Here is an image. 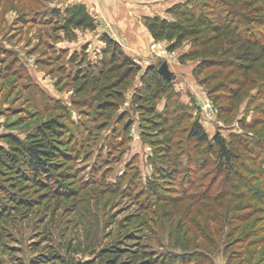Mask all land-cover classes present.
<instances>
[{"label":"rangeland","instance_id":"obj_1","mask_svg":"<svg viewBox=\"0 0 264 264\" xmlns=\"http://www.w3.org/2000/svg\"><path fill=\"white\" fill-rule=\"evenodd\" d=\"M141 1L163 14L160 18H169L164 7L192 2ZM68 7L67 0H0V145L6 146L7 135L26 140L42 123L55 119L65 127L66 153L59 162L61 174L54 178L58 184L50 188L18 175H0V260L28 263L54 254L58 260L49 264H105L103 251L120 246L127 251L143 247L161 264H264V61L246 81L236 71L219 68L196 77L199 61L180 62L192 51L191 41L175 52L167 41L148 36L130 43L118 26L92 10L95 32L66 33L57 13ZM258 13L250 12V17L264 19V8ZM219 14L225 17L223 11ZM141 23L149 34L145 20ZM251 31L264 46V24ZM105 36L141 68L125 84L117 112L100 106L108 99L101 91L117 83L109 70L104 72L111 66L97 68L103 58H112L103 54ZM154 43L160 47L152 49ZM165 63L174 95L158 101L157 111L169 109V120L147 130L158 141L155 145L170 139L173 131L172 157L180 164L168 183L155 177L172 165L143 136L149 116L133 104L140 75ZM219 84L240 87V101L215 93ZM168 101L177 108H168ZM194 121L210 140L220 134L228 143L235 136L253 150L250 162L241 158L236 179L243 176L246 186L239 192L221 176L229 172H218L215 158L209 157L205 166L196 162L206 146L189 140ZM62 176L65 182H60Z\"/></svg>","mask_w":264,"mask_h":264},{"label":"trees","instance_id":"obj_2","mask_svg":"<svg viewBox=\"0 0 264 264\" xmlns=\"http://www.w3.org/2000/svg\"><path fill=\"white\" fill-rule=\"evenodd\" d=\"M257 5L260 6L256 7ZM261 7L264 8V0H192L191 3L177 4L168 9L166 14L169 18L154 17L144 20L152 39L156 42L167 41L170 44V52H175L185 42H192V51L182 55L180 62L184 64L185 62L199 61L194 70L196 77L209 68H219L236 71L246 81L244 78L247 79L257 65L264 61V46H261L259 40L254 38L251 31L259 24L262 26L264 19L250 17V12L257 14ZM221 11L225 17L219 14ZM57 15L60 18L63 17L62 30L66 33L69 30L91 32L97 30L96 20L83 4L70 5L63 13L58 12ZM103 41L107 46L103 54L105 56L111 54L112 58L110 60L103 58L100 63L102 66L97 68L105 69L107 66H111L104 72L109 70L110 75L117 79V83L111 85V88L114 89L101 91L102 95L108 99H102L100 106L106 112H117L124 101L122 92L125 84L130 79L137 77L141 68L124 55L118 43L107 36L103 37ZM120 60H122L121 63H119ZM139 78L141 86L134 92L133 104L141 113L145 112L149 116L146 121L148 127H144L147 132H143V136L151 140L150 144L156 154L159 150L160 157L168 159V163L172 165L173 169L170 171L158 172L156 170L155 179L161 180L158 182L168 183L169 179L176 177V171L180 164L176 163L172 157L173 151L176 149L171 137L173 131L168 132L170 139L155 145L158 141L153 140L151 137L153 133L147 129L152 130V125L163 123L166 125L168 117L165 115L169 113V109H166L164 114H160L157 111V102L163 97L169 99L174 95V85L172 81L162 77L159 74V69L155 67L148 68ZM229 88L225 84H219L215 87V93L220 92L230 98L229 100L240 101V87L238 89ZM168 106V108H177L170 103ZM173 110L175 109L173 108ZM124 117L127 115L122 118ZM175 122L176 117L172 120V125ZM130 127L131 124L126 127L127 133ZM64 135V125L54 119L42 123L28 134L26 140L14 135L5 136L3 139L6 146L0 145V175H18L16 178L28 179L33 185L45 186V189L58 184L54 178L61 174L58 173L59 162L66 159V153L63 151L65 148ZM189 140L194 141L199 148L206 146L205 149H201L202 155L198 156L197 163L203 161L204 165L202 166H205L209 162L208 158L213 157L219 163V173L227 174L229 172L226 176H221L226 179L231 189L239 192L242 185L246 186L243 176L238 177L240 181L236 177L240 173L239 169L243 168L239 167V164H243L241 158L245 156L247 164L250 162L248 157H255L247 143H243L240 138L235 136L227 143V140L220 134L210 140L198 121L192 123ZM61 178L63 180L60 182L66 181L64 176ZM53 180L55 183H52ZM246 234L248 235V233ZM127 254H131V256L125 258ZM100 257L105 260V264H161L154 253L143 247L139 251L138 249L127 251L120 246H113L104 250ZM57 260L58 257L54 254L50 256L38 255L28 263L18 261L17 264H49ZM0 264L5 263L0 260ZM172 264H176V262H172Z\"/></svg>","mask_w":264,"mask_h":264},{"label":"crops","instance_id":"obj_3","mask_svg":"<svg viewBox=\"0 0 264 264\" xmlns=\"http://www.w3.org/2000/svg\"><path fill=\"white\" fill-rule=\"evenodd\" d=\"M69 6L74 4H83L90 11L97 12L101 17L104 16L105 20L112 24L114 27L118 26L124 32L125 37L130 43H142L144 39L147 41L145 32L142 31L144 26L141 21L145 18L162 15L146 6V2L141 0H67ZM181 2H174L175 5ZM171 8V7H169ZM168 8V9H169ZM167 7L163 10L167 12ZM88 11V12H89ZM100 18V17H99ZM143 33V35L141 34ZM149 32V31H148ZM126 33V34H125ZM123 35V34H122ZM116 39V38H115Z\"/></svg>","mask_w":264,"mask_h":264},{"label":"water","instance_id":"obj_4","mask_svg":"<svg viewBox=\"0 0 264 264\" xmlns=\"http://www.w3.org/2000/svg\"><path fill=\"white\" fill-rule=\"evenodd\" d=\"M159 74L168 81H172V74L168 69V65L165 63L159 69Z\"/></svg>","mask_w":264,"mask_h":264},{"label":"built area","instance_id":"obj_5","mask_svg":"<svg viewBox=\"0 0 264 264\" xmlns=\"http://www.w3.org/2000/svg\"><path fill=\"white\" fill-rule=\"evenodd\" d=\"M157 47H160V45H159V44H156V43H154V44L152 45V49H154V50L157 49ZM204 111H205V113H206V116L211 118L212 115L209 116L208 111H211V113H212V109H211V108L208 109V107H207V108H205Z\"/></svg>","mask_w":264,"mask_h":264}]
</instances>
